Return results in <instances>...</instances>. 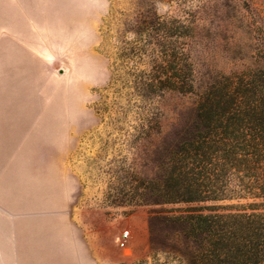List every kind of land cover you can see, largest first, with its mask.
<instances>
[{"label":"rangeland","instance_id":"obj_1","mask_svg":"<svg viewBox=\"0 0 264 264\" xmlns=\"http://www.w3.org/2000/svg\"><path fill=\"white\" fill-rule=\"evenodd\" d=\"M190 86L264 127V0H0V264H208L217 226L264 264L242 173L168 200Z\"/></svg>","mask_w":264,"mask_h":264},{"label":"trees","instance_id":"obj_2","mask_svg":"<svg viewBox=\"0 0 264 264\" xmlns=\"http://www.w3.org/2000/svg\"><path fill=\"white\" fill-rule=\"evenodd\" d=\"M199 91V86H190L184 91L199 100L187 110L189 121L180 127L172 140L170 153L177 167L171 173L174 185L168 200L172 203L219 200L229 190L213 183L223 179L227 169L242 173L240 189H258L264 197V127L259 124L253 134L243 135L236 128L244 117L250 116L251 110L239 106L232 97L229 102H211L205 92ZM259 113L264 114L262 109ZM209 217L218 218L217 215L197 216L204 220ZM187 218L190 217L164 219L184 222ZM220 228L217 226L216 231L209 233L208 264H234L237 254H241V258L246 251H259L263 246L235 242Z\"/></svg>","mask_w":264,"mask_h":264},{"label":"built area","instance_id":"obj_3","mask_svg":"<svg viewBox=\"0 0 264 264\" xmlns=\"http://www.w3.org/2000/svg\"><path fill=\"white\" fill-rule=\"evenodd\" d=\"M128 237H129V232L128 231H125L123 234H121V237H120L121 246H123L125 244V242L127 241Z\"/></svg>","mask_w":264,"mask_h":264}]
</instances>
